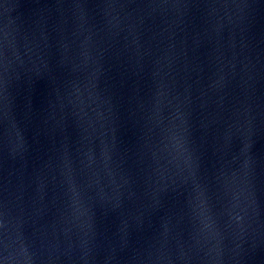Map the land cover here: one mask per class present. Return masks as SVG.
I'll use <instances>...</instances> for the list:
<instances>
[{"label": "water", "instance_id": "95a60500", "mask_svg": "<svg viewBox=\"0 0 264 264\" xmlns=\"http://www.w3.org/2000/svg\"><path fill=\"white\" fill-rule=\"evenodd\" d=\"M0 264H264V177L0 161Z\"/></svg>", "mask_w": 264, "mask_h": 264}]
</instances>
